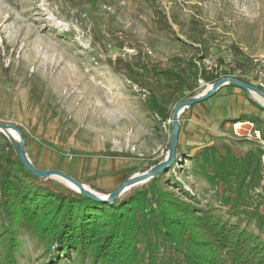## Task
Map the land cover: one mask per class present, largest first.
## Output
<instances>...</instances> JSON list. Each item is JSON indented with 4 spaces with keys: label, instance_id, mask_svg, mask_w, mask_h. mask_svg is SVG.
Masks as SVG:
<instances>
[{
    "label": "rangeland",
    "instance_id": "374dc122",
    "mask_svg": "<svg viewBox=\"0 0 264 264\" xmlns=\"http://www.w3.org/2000/svg\"><path fill=\"white\" fill-rule=\"evenodd\" d=\"M152 1L0 0V123L21 130L37 169L60 170L109 195L164 160L178 104L223 78L242 80L264 65V0ZM155 7L170 31L160 30ZM153 98L170 115L166 123L157 119L160 127L147 105ZM191 108L180 116L181 129ZM224 142L235 140L223 136L216 144ZM244 144L264 150L256 138ZM15 154L0 132V163L5 166V158ZM196 160L178 150L167 179L188 195L175 190L177 197L264 239V230L226 212ZM262 167L258 194H264V158ZM49 183L70 189L56 178ZM19 243L30 256L21 264H38L41 253L32 252L26 233Z\"/></svg>",
    "mask_w": 264,
    "mask_h": 264
},
{
    "label": "trees",
    "instance_id": "16d2710c",
    "mask_svg": "<svg viewBox=\"0 0 264 264\" xmlns=\"http://www.w3.org/2000/svg\"><path fill=\"white\" fill-rule=\"evenodd\" d=\"M155 11L160 30L170 31L166 16ZM201 75L210 81L204 70ZM147 105L159 127L170 119L157 99ZM229 121L260 123L254 117ZM244 143L205 147L195 153V164L228 214L263 231L264 194L257 190L264 150L243 152ZM5 164L0 163V264L30 262L19 243L25 233L32 252L41 253L38 264H264V239L178 198L175 190L188 194L167 179L170 168L108 204L36 178L16 154Z\"/></svg>",
    "mask_w": 264,
    "mask_h": 264
},
{
    "label": "water",
    "instance_id": "95a60500",
    "mask_svg": "<svg viewBox=\"0 0 264 264\" xmlns=\"http://www.w3.org/2000/svg\"><path fill=\"white\" fill-rule=\"evenodd\" d=\"M226 86H232L241 89L246 94L251 95L250 93L253 91L255 94L262 100H264V91L241 80L234 77H227L223 78L217 82H215L211 88L203 95L198 97L188 98L178 104L172 115L171 120V127H170V140H169V150L167 155L165 156L164 160L161 161L159 164L149 168L148 170L135 174L134 176L130 177L127 181H125L121 186L117 188L114 192L109 195H102L99 194L92 189H90L85 184L79 182L75 178L71 177L70 175L62 172L60 170L51 169V170H39L37 169L29 159L26 150H25V139L24 135L20 129L16 126L6 125L0 123V131H13L16 136L18 137V141H15L17 144H14L11 139L10 143L15 148L16 155L18 156L19 160L22 162L24 167L27 171H29L32 175L36 178L46 181L52 178L59 179L64 183H69L68 187L71 190L75 191L77 194L90 199L97 203H108L113 204L116 200L120 197L125 195L131 189L145 184L152 179L159 176L162 172L167 171L176 161L178 158V143H179V135L181 131V123H180V116L189 108L195 106L196 104L205 102L212 98L220 89ZM257 105L264 108V105L260 104V102H256ZM14 141V140H13ZM67 185V184H66Z\"/></svg>",
    "mask_w": 264,
    "mask_h": 264
},
{
    "label": "crops",
    "instance_id": "0c3cea01",
    "mask_svg": "<svg viewBox=\"0 0 264 264\" xmlns=\"http://www.w3.org/2000/svg\"><path fill=\"white\" fill-rule=\"evenodd\" d=\"M212 98L215 99L211 104L204 102L190 109L187 123L180 131L179 151L195 154L198 150L218 143L223 136L229 137L231 135L233 140L242 141L238 138L239 134L245 137L248 134H253L257 128L256 123L248 121L232 123L229 120L254 117L264 125V108L257 105L241 89L226 86ZM253 103L260 109L253 106ZM235 124H239L240 127L237 132L234 130ZM242 130H245L247 134H242ZM245 141L251 142V139L246 137ZM239 148L241 151L247 152L251 147L248 144H243L239 145Z\"/></svg>",
    "mask_w": 264,
    "mask_h": 264
},
{
    "label": "built area",
    "instance_id": "2783aa9c",
    "mask_svg": "<svg viewBox=\"0 0 264 264\" xmlns=\"http://www.w3.org/2000/svg\"><path fill=\"white\" fill-rule=\"evenodd\" d=\"M234 78H237V77H234ZM243 81L261 89L264 91V65H258V67H256L252 72H251V76H246L244 75V77H242ZM239 124H235L234 125V130L237 132L238 129H239ZM237 134V133H236ZM254 135L255 137L252 135V134H248L247 138L249 139H253V138H256L258 139L259 141H261V144L264 145V140L261 139V133L260 131H257L255 130L254 131ZM240 136V134L238 135ZM264 158V157H263Z\"/></svg>",
    "mask_w": 264,
    "mask_h": 264
},
{
    "label": "bare ground",
    "instance_id": "6f19581e",
    "mask_svg": "<svg viewBox=\"0 0 264 264\" xmlns=\"http://www.w3.org/2000/svg\"><path fill=\"white\" fill-rule=\"evenodd\" d=\"M252 96L254 95L255 97H256V99L261 103V104H263L264 105V100H262V99H260L256 94H255V92H251L250 93ZM253 96V97H254ZM1 133H2V131H0ZM3 134L7 137V138H9V139H11L12 140V142H14V144H17L15 141H18V137L16 136V134L13 132V131H3ZM14 140V141H13ZM10 141V140H9ZM66 183V182H65ZM66 184H68V185H70L69 183H66Z\"/></svg>",
    "mask_w": 264,
    "mask_h": 264
}]
</instances>
